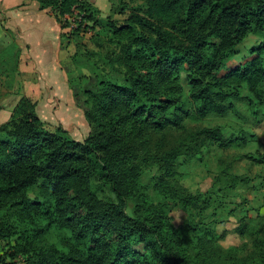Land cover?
<instances>
[{"label": "trees", "instance_id": "16d2710c", "mask_svg": "<svg viewBox=\"0 0 264 264\" xmlns=\"http://www.w3.org/2000/svg\"><path fill=\"white\" fill-rule=\"evenodd\" d=\"M36 1L54 10L61 28L67 23L60 17L75 9L80 19L72 31L98 16L89 0ZM142 1L141 14L134 7L127 23L110 24L119 48L108 61L123 68L122 82L100 79L95 90L82 91L87 136L75 140L60 125L48 130L24 95L0 124V239L15 221L33 227L34 237L52 228L62 232L56 244L20 246L22 264H264V239L257 237L249 253L236 255L198 236L191 257L170 214L212 205L208 193L178 183V157L200 160L205 142L232 143L216 127L187 129L185 119L235 112L242 99L256 116L255 104L263 103L264 0ZM249 33L260 37L254 56L221 73ZM176 130L181 135L169 136ZM244 157L264 163V156ZM147 165L158 172L151 184L158 202L140 190ZM223 178L229 188L247 183L233 174ZM31 188L43 199L29 198ZM105 189L112 198L98 196ZM183 226L199 234L188 219ZM243 229L241 220L236 231Z\"/></svg>", "mask_w": 264, "mask_h": 264}, {"label": "rangeland", "instance_id": "374dc122", "mask_svg": "<svg viewBox=\"0 0 264 264\" xmlns=\"http://www.w3.org/2000/svg\"><path fill=\"white\" fill-rule=\"evenodd\" d=\"M112 2L113 7L106 16L95 15V23L86 20L77 31L65 28L62 33L61 66L65 70L67 84L76 94L83 95L84 89L95 90L100 79L120 83L123 80V68L108 61L119 48V40L112 35L110 24H125L129 21L132 8L141 7V14L145 7L142 0ZM75 21L77 26L78 18ZM3 29L5 33L0 32V124L9 118L23 89V77L18 69L21 56L14 32L9 28ZM259 41L260 37L253 33L242 38L236 46V53L226 58L221 73L253 57L251 49ZM261 55L264 59V54ZM241 94H246L244 87ZM261 100L263 103L255 104L256 116L250 114L245 100L242 99L234 102L235 112L227 111L222 115H208L202 119L184 121L187 129L216 127L223 138L232 142L226 148L205 142L200 148V160L183 156L177 159L175 169L178 183L188 192L208 193L212 200L211 207L202 212L192 210L189 213L181 209H172L170 212L171 222L183 237L191 257L196 255L197 251L193 246L198 236L212 240L210 244L220 252L232 248L236 255L249 253L254 237L264 239V163H254L244 157L264 156V96ZM173 135H181V132H169V136ZM241 136L245 137L244 144L238 142ZM224 173L244 177L247 183L236 182L229 188L224 183ZM157 174L153 165L142 167L140 190L152 202L160 201V197L151 187ZM27 196L31 199H43L36 188L29 189ZM98 196L112 198L106 189L98 192ZM131 211L132 203L128 202L126 212L130 214ZM187 219L188 222L198 225L199 234L190 230L185 233L183 225ZM241 220L245 223V229L243 233H238L236 228L240 226ZM13 225L11 234L0 239V264H22L26 254L18 250L20 246L30 248L33 244H56L62 237V232L53 228L34 237L33 227L28 224L15 221ZM133 245L140 251L139 245Z\"/></svg>", "mask_w": 264, "mask_h": 264}, {"label": "crops", "instance_id": "0c3cea01", "mask_svg": "<svg viewBox=\"0 0 264 264\" xmlns=\"http://www.w3.org/2000/svg\"><path fill=\"white\" fill-rule=\"evenodd\" d=\"M89 1L98 17L106 16L113 7V0ZM3 27L14 32L19 48L21 94L34 103L45 128L53 130L60 125L75 140L87 136L91 129L83 117V97L69 87L61 66L65 28L56 21L54 10L39 8L36 0H0V32L5 33Z\"/></svg>", "mask_w": 264, "mask_h": 264}, {"label": "built area", "instance_id": "2783aa9c", "mask_svg": "<svg viewBox=\"0 0 264 264\" xmlns=\"http://www.w3.org/2000/svg\"><path fill=\"white\" fill-rule=\"evenodd\" d=\"M60 18L62 21H65L67 23L66 28L71 29V28L76 27V21L75 20H76V18H78V20H79L80 16L77 14V11L72 8L70 13H65Z\"/></svg>", "mask_w": 264, "mask_h": 264}]
</instances>
